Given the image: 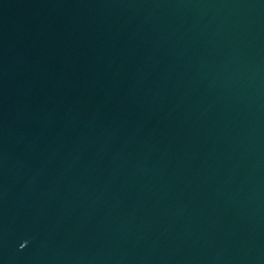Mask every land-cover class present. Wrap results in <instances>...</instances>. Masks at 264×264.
Wrapping results in <instances>:
<instances>
[{
    "label": "water",
    "instance_id": "obj_1",
    "mask_svg": "<svg viewBox=\"0 0 264 264\" xmlns=\"http://www.w3.org/2000/svg\"><path fill=\"white\" fill-rule=\"evenodd\" d=\"M0 264H264V0H0Z\"/></svg>",
    "mask_w": 264,
    "mask_h": 264
}]
</instances>
